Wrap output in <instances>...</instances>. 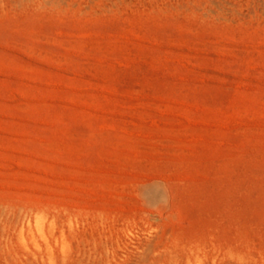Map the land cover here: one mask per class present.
<instances>
[{"label": "rangeland", "instance_id": "obj_1", "mask_svg": "<svg viewBox=\"0 0 264 264\" xmlns=\"http://www.w3.org/2000/svg\"><path fill=\"white\" fill-rule=\"evenodd\" d=\"M0 264H264V0H0Z\"/></svg>", "mask_w": 264, "mask_h": 264}]
</instances>
